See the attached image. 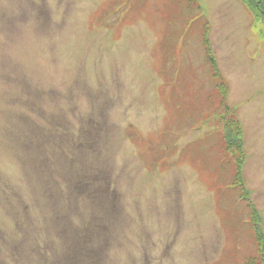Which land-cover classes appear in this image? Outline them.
<instances>
[{"label":"rangeland","instance_id":"374dc122","mask_svg":"<svg viewBox=\"0 0 264 264\" xmlns=\"http://www.w3.org/2000/svg\"><path fill=\"white\" fill-rule=\"evenodd\" d=\"M189 3L0 0V264L256 257L251 212L224 159L216 123L224 108L203 41L209 22L244 127L250 199L264 219V17L255 20L241 0ZM57 140L91 146L110 182L107 204L92 210L47 179L33 190L36 165ZM56 168L45 178L59 176ZM16 192L27 217L15 211ZM69 220L93 239L88 260L63 250L66 235L53 238ZM94 221L106 226L92 230Z\"/></svg>","mask_w":264,"mask_h":264},{"label":"trees","instance_id":"16d2710c","mask_svg":"<svg viewBox=\"0 0 264 264\" xmlns=\"http://www.w3.org/2000/svg\"><path fill=\"white\" fill-rule=\"evenodd\" d=\"M196 1L194 0L195 3ZM242 1L254 14L255 18L259 20V18L264 17V0ZM207 54L209 62L212 63V67L214 69V77L217 79L216 87L221 95L222 105H224L227 100L228 88L226 83L222 81V79H220V76L217 74L215 60L212 57L211 49L209 47H207ZM225 111L226 115L223 116L220 113V119H218L219 124L222 125L224 130V146L228 153L236 154V162L234 163L235 182L237 183L238 187L243 191V194L247 195L243 179L244 154L243 151H241V127L231 110L226 109ZM58 143V140L55 144L51 143L52 148L46 146L44 151L46 154V158H42L41 163L38 167L36 165L37 174L32 178V182L34 184L33 190L36 191L41 181L43 185H45V179H47L51 183H54L55 185L59 186L60 188L62 186V190L64 192L63 194L68 198H76L79 201L80 205L84 204L88 208L91 207L93 210V208H96V206H103L104 204H107V195L111 192L110 182L108 178L104 175V173L100 171V168L96 169V167L94 166V159L92 158L91 146L87 144L81 145L79 143H76L75 145L69 144L67 146H61V144ZM79 149L81 151L82 157L77 158ZM52 155H57V157L52 158ZM69 155L71 156V158L69 160L68 166L63 164L58 165V158H69ZM48 160L57 161L54 163H48ZM52 166L57 167L56 172L59 176H56V173L52 170V176L50 175L45 178L44 170ZM46 188L47 187L44 186V189ZM9 197L11 198V196ZM13 198L15 200L16 198H18V202L15 203V211L19 212L22 210L21 215L23 217H27L29 213L27 208H29V205H25L24 194L16 192V194L13 195L12 199ZM57 198L58 197H56V199ZM20 205H23V208H25L21 209L22 206ZM80 205L78 207V212L81 209ZM92 218L93 220L97 219L95 214H93ZM251 221L257 245V256L251 258L245 264H264V232L261 227V218L259 212L254 207L252 210ZM69 222L70 224L68 227L70 228L68 229L65 227V223H57L59 229H53V238H55L56 240L61 239L57 237L58 233H60L62 236L66 235V237L69 239V242L66 245L64 244L63 250L67 252H78V254L80 255L79 258L82 262L84 260H88V258L92 254L91 249L95 251V249L93 248V239L92 237L88 236L85 238L82 234H80V230L78 229L81 226L76 227L74 226V223L71 220H69ZM90 226H92V230L98 229V231H100L102 227H105L106 225L103 226L102 224L95 223L94 221L90 222Z\"/></svg>","mask_w":264,"mask_h":264}]
</instances>
